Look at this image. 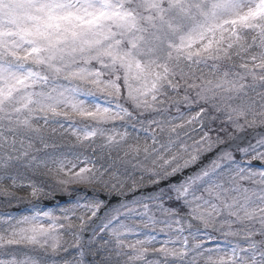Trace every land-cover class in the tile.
I'll use <instances>...</instances> for the list:
<instances>
[{
  "label": "snow or ice",
  "instance_id": "1",
  "mask_svg": "<svg viewBox=\"0 0 264 264\" xmlns=\"http://www.w3.org/2000/svg\"><path fill=\"white\" fill-rule=\"evenodd\" d=\"M46 184L0 264H264V0H0V195Z\"/></svg>",
  "mask_w": 264,
  "mask_h": 264
},
{
  "label": "rangeland",
  "instance_id": "2",
  "mask_svg": "<svg viewBox=\"0 0 264 264\" xmlns=\"http://www.w3.org/2000/svg\"><path fill=\"white\" fill-rule=\"evenodd\" d=\"M175 114V112L173 113ZM193 127L198 128V125H194ZM62 131V130H61ZM214 135V133H213ZM194 138H198L196 134H194ZM56 140L60 144L67 145L70 142H74L72 140V137L65 135L64 137L57 136ZM26 183V181L24 182ZM47 184H53V181L51 179H48ZM47 184L45 185V194L39 196L38 198H33L30 195L31 189L29 188H18V189H11L9 188V191L13 193L14 196L20 197L21 199L16 200V199H9L5 200L2 195H0V212H14L17 215L21 214H28L27 209L31 206V204L36 203L39 204L40 206L44 207L45 210H52L56 214H60V211L62 208H68L70 207L68 201L69 197L67 194L60 190L54 191L51 196L47 194L48 192V186ZM2 188H7L8 185H3L0 186ZM54 187V184H53ZM71 187H83V186H71ZM101 194H104V190L100 189L99 190ZM51 201L53 205L51 207H47V202ZM116 204V201H113V205ZM79 211L77 212V215H79ZM78 220L74 221V224H78ZM65 240H70L71 238L69 236L64 237Z\"/></svg>",
  "mask_w": 264,
  "mask_h": 264
}]
</instances>
